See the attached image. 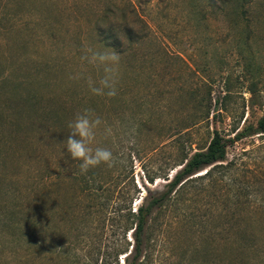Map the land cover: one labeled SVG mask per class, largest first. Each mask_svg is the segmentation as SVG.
Instances as JSON below:
<instances>
[{
	"label": "rangeland",
	"instance_id": "1",
	"mask_svg": "<svg viewBox=\"0 0 264 264\" xmlns=\"http://www.w3.org/2000/svg\"><path fill=\"white\" fill-rule=\"evenodd\" d=\"M89 48L121 55L115 96L88 88L103 75ZM85 109L102 121L90 146L134 171L123 186L135 210L165 184L146 171L264 116V0H0V264H118L116 227L79 225L89 200L61 144ZM223 165L158 220L145 264H264V137L231 145ZM28 211L42 223L33 236L4 226Z\"/></svg>",
	"mask_w": 264,
	"mask_h": 264
},
{
	"label": "trees",
	"instance_id": "2",
	"mask_svg": "<svg viewBox=\"0 0 264 264\" xmlns=\"http://www.w3.org/2000/svg\"><path fill=\"white\" fill-rule=\"evenodd\" d=\"M248 1L244 0V5ZM206 117L209 118L210 114L208 113ZM255 136L264 137V116L258 120L255 126L248 125L242 129H235L234 137L228 138L219 131H214L207 147L196 152H190L183 146L170 170L161 172L163 174L146 171V179L149 184L154 185L157 179L164 180L165 184L161 190L149 191L135 210L133 203L138 198L136 194L135 197L124 193L126 186H123L127 176L133 175L134 171L127 174V167L122 166L119 170H113L107 166L108 170L106 169L105 172V168L97 166L82 173L78 163V170L72 175L75 174L76 181L81 185L80 192L85 194L89 200L85 206L87 214L80 218L79 225L87 222L91 224L96 221L100 227L105 228L112 223L120 236L118 249L115 250L117 263L119 264V258L125 255L126 264H145L143 259L145 241L149 239L151 230L158 220H161L163 214L176 203L184 201L189 185L194 183L197 178H211L214 171L224 167L223 164L227 161L228 149L231 145ZM208 168L210 169L205 175L194 177ZM64 174L67 177L65 172H59L62 179ZM48 179H50L49 176L46 177V180ZM128 184L129 186L133 184L136 187L134 178ZM244 190L248 199L252 195L254 197L256 191L253 186H244ZM250 208L251 204L248 206V209ZM12 219V216H4V226L8 230H15L14 232H25L24 236L29 234V237L33 236V231L42 225L36 214L31 211H28L26 215L23 213L22 220L14 221ZM78 228L80 229V227ZM129 232H132L134 238L132 250H130L129 243L127 246L124 244ZM245 237H248L247 232H245ZM251 238L254 239L253 236ZM249 244L250 249L255 246L253 241ZM104 264H113V262L107 259L104 260Z\"/></svg>",
	"mask_w": 264,
	"mask_h": 264
},
{
	"label": "clouds",
	"instance_id": "3",
	"mask_svg": "<svg viewBox=\"0 0 264 264\" xmlns=\"http://www.w3.org/2000/svg\"><path fill=\"white\" fill-rule=\"evenodd\" d=\"M105 48V47H104ZM108 49V48H105ZM121 55L114 50L103 51L89 48L83 59L89 64L103 66V75L98 81L88 79V88L94 95H107L109 97L117 94L118 65ZM102 121L99 117H93L92 113L85 109L81 114L68 124V137L61 144L64 145L67 154L73 162H79V169L86 173L90 168L100 165L113 167L116 164V158L113 151L106 147H91L96 139L97 129ZM105 132L111 135V128H106ZM134 143V141H129Z\"/></svg>",
	"mask_w": 264,
	"mask_h": 264
}]
</instances>
